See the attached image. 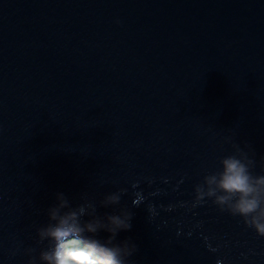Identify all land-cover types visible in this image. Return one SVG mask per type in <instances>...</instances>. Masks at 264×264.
I'll return each instance as SVG.
<instances>
[{
    "label": "water",
    "instance_id": "water-1",
    "mask_svg": "<svg viewBox=\"0 0 264 264\" xmlns=\"http://www.w3.org/2000/svg\"><path fill=\"white\" fill-rule=\"evenodd\" d=\"M227 137L264 174V0H0V264L38 259L57 192L133 213L124 264H264L242 217L192 206Z\"/></svg>",
    "mask_w": 264,
    "mask_h": 264
},
{
    "label": "clouds",
    "instance_id": "clouds-1",
    "mask_svg": "<svg viewBox=\"0 0 264 264\" xmlns=\"http://www.w3.org/2000/svg\"><path fill=\"white\" fill-rule=\"evenodd\" d=\"M226 142L232 143L234 152L222 157L220 169L206 174L195 186L192 206L210 199L222 212L242 217L245 225L264 237V174L254 173L255 153L249 145L242 148L234 137H227ZM123 191L107 194L99 207L120 205ZM47 215L48 223L37 229V244L43 247L38 259L35 248L26 250L28 264H124L139 251L130 237L117 239L121 231H131L133 227V213L127 207L101 214L95 201L85 198L73 206L65 193L57 192ZM101 232L107 237L99 238Z\"/></svg>",
    "mask_w": 264,
    "mask_h": 264
}]
</instances>
